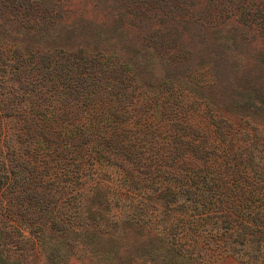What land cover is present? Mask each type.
Listing matches in <instances>:
<instances>
[{
	"label": "trees",
	"instance_id": "1",
	"mask_svg": "<svg viewBox=\"0 0 264 264\" xmlns=\"http://www.w3.org/2000/svg\"><path fill=\"white\" fill-rule=\"evenodd\" d=\"M173 2L139 19L191 7ZM1 15L0 264H264V65L236 82L227 34L226 96L168 71L156 43L177 38L133 44L120 12L89 29Z\"/></svg>",
	"mask_w": 264,
	"mask_h": 264
},
{
	"label": "rangeland",
	"instance_id": "2",
	"mask_svg": "<svg viewBox=\"0 0 264 264\" xmlns=\"http://www.w3.org/2000/svg\"><path fill=\"white\" fill-rule=\"evenodd\" d=\"M173 1L179 0H0V4L6 5L0 14L7 18H23L29 25L40 26L60 12L66 17V23L72 21L74 25L89 29L102 24L111 25L114 14L120 12L124 30L133 44L150 41L151 37L167 41L177 38L182 45L180 51L167 53L156 43L157 51L168 56V71L182 79L192 75L190 82L195 87L212 82L216 77L226 96L231 94L229 75L234 68L228 51L220 45L227 34L233 36L238 56L245 62V67L236 74V82L245 81V76L253 77L255 71L264 65V36L255 26L249 27L240 20L242 12L247 22L261 19L264 9L259 11L258 8L264 7V0H187L191 7L186 13L181 12V16H166L159 23V16L148 18L142 9L139 19L138 5L162 6ZM17 5L22 7L15 8ZM46 5L53 6L51 11L45 8ZM141 25L151 26L144 30ZM229 263L233 264L231 258L224 262Z\"/></svg>",
	"mask_w": 264,
	"mask_h": 264
}]
</instances>
